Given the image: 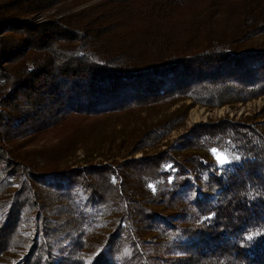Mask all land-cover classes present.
<instances>
[{
	"label": "trees",
	"instance_id": "16d2710c",
	"mask_svg": "<svg viewBox=\"0 0 264 264\" xmlns=\"http://www.w3.org/2000/svg\"><path fill=\"white\" fill-rule=\"evenodd\" d=\"M58 1L0 0V184L8 188L14 178L18 185L1 208L0 256L11 246L22 209L39 205L38 188L48 183L60 199L74 190L86 196L85 204L110 203L118 222L88 263L56 257L40 239L14 264H153L135 221L159 223L161 216L146 204L179 195L175 190L191 187L192 174H203L195 199L199 216L182 229L187 249L166 263L264 264V132L253 123H195L171 150L73 169L40 171L38 163L53 153H38L34 162L3 144L20 132L54 127L67 114L104 115L179 94L191 105L209 106L264 95V48L240 45L264 33V0H102L36 20ZM180 119L142 136L158 140ZM209 148L230 150L237 159L217 173L212 163L187 153ZM131 176L137 182H127ZM75 215L74 223L87 217ZM45 228L41 234L49 232Z\"/></svg>",
	"mask_w": 264,
	"mask_h": 264
},
{
	"label": "rangeland",
	"instance_id": "374dc122",
	"mask_svg": "<svg viewBox=\"0 0 264 264\" xmlns=\"http://www.w3.org/2000/svg\"><path fill=\"white\" fill-rule=\"evenodd\" d=\"M100 2L102 0H60L40 12L36 20L54 19ZM240 45L264 48V33L252 35ZM180 116L179 124L162 138L153 142L143 138L142 135L148 129ZM221 119L253 123L264 132V95L246 101L209 106L191 105L190 97L179 94L159 104L130 106L104 115L67 114L54 127L44 126L41 129L20 132V135L12 136L3 144L7 150H12L18 155L27 154L34 162L38 159V153H53V158H47L44 164L38 163L40 171L51 168L73 169L93 163L118 165L129 159L171 150L172 142L185 134L193 124L217 122ZM58 147L61 149L57 152ZM187 153L209 161L217 173H220L222 168L234 164L237 159L234 152L216 148L190 150ZM187 153L176 152L174 155L179 157ZM192 177L194 180L191 187L186 190L177 188L175 191L179 195H173L171 199L163 194V187H158V191L163 192V199L156 205L146 204V208L147 211H157L161 216L159 223H134V227L138 229L140 243L151 255L153 264H169L166 261L183 255V249H187L181 246L187 240L181 235L182 229L194 225L199 216L195 199L197 191L201 189L204 175L192 174ZM13 179L7 180L9 183L13 182L8 188L5 183L0 184V213L2 205L18 186ZM127 182L137 181L131 176ZM39 190V205L31 210L22 209L14 239L10 248L0 256V264L19 262L29 252L30 244H35L40 239L43 243L47 242L53 246L56 257L70 256L88 263L102 245L101 242L114 230L120 217L116 208L110 203L85 204L86 196L80 193L75 195L74 190L68 192L69 199H60V190L48 183L43 184ZM79 211L87 217L74 223L75 214ZM44 227H48L49 229H45L49 232L41 234Z\"/></svg>",
	"mask_w": 264,
	"mask_h": 264
},
{
	"label": "snow or ice",
	"instance_id": "6c2138e0",
	"mask_svg": "<svg viewBox=\"0 0 264 264\" xmlns=\"http://www.w3.org/2000/svg\"><path fill=\"white\" fill-rule=\"evenodd\" d=\"M224 161H221V163H223ZM249 238H251V237H249Z\"/></svg>",
	"mask_w": 264,
	"mask_h": 264
}]
</instances>
